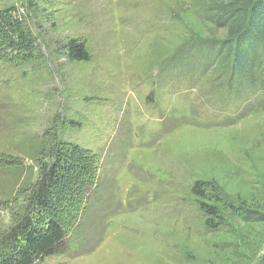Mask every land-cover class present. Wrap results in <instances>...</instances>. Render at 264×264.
I'll use <instances>...</instances> for the list:
<instances>
[{"label": "rangeland", "instance_id": "rangeland-1", "mask_svg": "<svg viewBox=\"0 0 264 264\" xmlns=\"http://www.w3.org/2000/svg\"><path fill=\"white\" fill-rule=\"evenodd\" d=\"M3 7L33 48L0 51V240L29 212L54 145L84 156H65L52 205L82 233L42 264H252L264 222L225 211L211 230L204 205L219 203L193 190L264 211V101L245 105L212 70L173 67L186 42L221 34L199 0H0V17ZM7 29L0 20V45ZM72 38L88 61L67 58Z\"/></svg>", "mask_w": 264, "mask_h": 264}, {"label": "trees", "instance_id": "trees-1", "mask_svg": "<svg viewBox=\"0 0 264 264\" xmlns=\"http://www.w3.org/2000/svg\"><path fill=\"white\" fill-rule=\"evenodd\" d=\"M199 5L203 19L209 23L210 29L218 30L221 34L213 39L192 38L186 42L183 51L178 54L179 57L182 55L179 65L175 62L173 67L175 70L202 74L204 77L212 70L211 76L218 77L216 83L234 92L237 100L245 101V105L258 106L259 100L264 101V0H199ZM13 9L3 7L0 17L2 25L9 28L0 45L4 56H9L7 49L10 52L17 49L25 53L33 48L28 30L9 13ZM5 43L10 47L5 49ZM64 47L70 61L90 59L85 43L79 39H69ZM61 150L62 148L53 145V148L44 153L46 162L41 166L42 178L32 190L29 212L0 240L1 245L10 244L7 247L9 250H0V264H42L46 256L71 252L74 240L79 239L82 232L74 225L75 221H71L70 231L63 224L67 218H71V211L66 213L65 210L60 214L53 210L52 205L62 199L60 193L55 195L54 192L58 191L57 184L65 156L80 159L84 156L77 149L65 154ZM88 165L79 163L75 174L83 179L90 178L91 165ZM209 190L210 186L207 184H198L193 190L197 197H214L213 202L219 203V207L214 204L204 205L209 216L205 219V224L209 229L216 230L228 224L225 211H229L227 215L238 218L246 225L264 222V211L251 208L253 202L234 204L220 193L210 195ZM18 237H22V241L17 240ZM17 241L23 245L16 246ZM256 256L252 264H264V245L259 248Z\"/></svg>", "mask_w": 264, "mask_h": 264}, {"label": "bare ground", "instance_id": "bare-ground-1", "mask_svg": "<svg viewBox=\"0 0 264 264\" xmlns=\"http://www.w3.org/2000/svg\"><path fill=\"white\" fill-rule=\"evenodd\" d=\"M150 253H153L152 252V250H151V252ZM147 254V253H146ZM153 255H155V253L153 254ZM147 256V255H146ZM146 256H145V259H146ZM149 256V259L151 260L152 258H150L151 256H152V254H150V255H148ZM153 260H154V258H153ZM150 262V261H149ZM151 263V262H150ZM152 263H153V261H152ZM149 264V263H148Z\"/></svg>", "mask_w": 264, "mask_h": 264}]
</instances>
